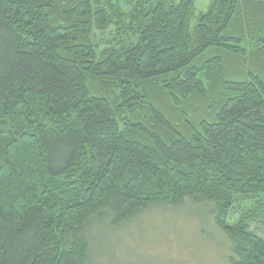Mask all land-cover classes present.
Segmentation results:
<instances>
[{
	"label": "trees",
	"instance_id": "1",
	"mask_svg": "<svg viewBox=\"0 0 264 264\" xmlns=\"http://www.w3.org/2000/svg\"><path fill=\"white\" fill-rule=\"evenodd\" d=\"M0 0V264H86V231L153 204L264 195V0ZM124 38L100 50L95 32ZM127 36V37H126ZM199 204V203H195Z\"/></svg>",
	"mask_w": 264,
	"mask_h": 264
},
{
	"label": "rangeland",
	"instance_id": "2",
	"mask_svg": "<svg viewBox=\"0 0 264 264\" xmlns=\"http://www.w3.org/2000/svg\"><path fill=\"white\" fill-rule=\"evenodd\" d=\"M193 1L192 23L210 0ZM95 37L101 50L125 36L111 27ZM214 215L215 203L185 197L176 205L153 204L116 225L96 220L86 231V264H230L229 257H238ZM240 221L264 239V195L235 198L228 224L236 227Z\"/></svg>",
	"mask_w": 264,
	"mask_h": 264
}]
</instances>
